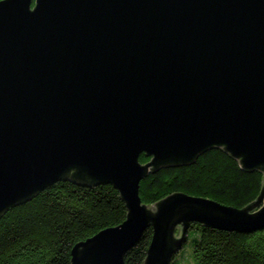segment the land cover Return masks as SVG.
<instances>
[{"label":"water","instance_id":"95a60500","mask_svg":"<svg viewBox=\"0 0 264 264\" xmlns=\"http://www.w3.org/2000/svg\"><path fill=\"white\" fill-rule=\"evenodd\" d=\"M33 1L0 0V215L60 179L112 183L126 218L71 264H127L149 226L142 264H171L191 221L264 227V0ZM217 146L262 171L251 201H142L150 171Z\"/></svg>","mask_w":264,"mask_h":264},{"label":"trees","instance_id":"16d2710c","mask_svg":"<svg viewBox=\"0 0 264 264\" xmlns=\"http://www.w3.org/2000/svg\"><path fill=\"white\" fill-rule=\"evenodd\" d=\"M139 159L146 163L151 156L142 152ZM261 179L259 168H242L237 158L217 146L192 163L150 171L140 180L139 193L145 203L177 190L241 207L259 193ZM127 212L120 191L110 182L57 180L0 215V264H71L77 241L121 223ZM191 228L197 230L192 239L196 264H264V227L243 232L191 221L187 239ZM152 234V226L147 227L127 250V264H142ZM177 252L171 264H178Z\"/></svg>","mask_w":264,"mask_h":264},{"label":"rangeland","instance_id":"374dc122","mask_svg":"<svg viewBox=\"0 0 264 264\" xmlns=\"http://www.w3.org/2000/svg\"><path fill=\"white\" fill-rule=\"evenodd\" d=\"M196 228H191L189 230V237L182 248L177 252L176 257L178 258V264H196L192 256V239L196 233ZM190 253V256L187 255Z\"/></svg>","mask_w":264,"mask_h":264},{"label":"flooded vegetation","instance_id":"af4514ba","mask_svg":"<svg viewBox=\"0 0 264 264\" xmlns=\"http://www.w3.org/2000/svg\"><path fill=\"white\" fill-rule=\"evenodd\" d=\"M35 4V0L33 1V4L32 5H34Z\"/></svg>","mask_w":264,"mask_h":264}]
</instances>
